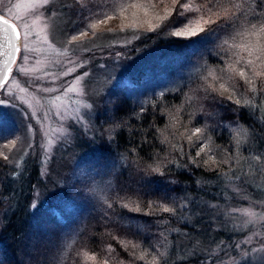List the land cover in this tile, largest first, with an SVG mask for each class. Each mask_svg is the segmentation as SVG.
<instances>
[{
  "label": "trees",
  "instance_id": "16d2710c",
  "mask_svg": "<svg viewBox=\"0 0 264 264\" xmlns=\"http://www.w3.org/2000/svg\"><path fill=\"white\" fill-rule=\"evenodd\" d=\"M130 1L160 4L60 0L59 7L67 10L70 22L86 24ZM232 2L249 13L239 25L225 20L202 24L205 29L194 36H174L193 18L217 21L222 12L219 0H180L191 8L172 4L170 15L128 45L134 59L147 57L148 70L140 66L107 86L92 134L76 127L73 152L104 174L102 197L92 198L87 181L74 172L56 174L55 158L51 172L42 174L35 157L20 166L6 154L7 160L0 157V264H145L135 259L132 245H138L137 255L143 247L155 248L171 256L170 264H209L212 244L241 235L229 224L235 215L230 210L264 205V161L252 159L264 154V96L229 68L233 60L226 55L251 12L261 9L253 0ZM177 57L207 66L221 60L241 104L228 101L230 94L221 96V89L214 91L220 88L218 79L208 72L144 100L135 95L138 86L170 69ZM255 83L264 87L260 78ZM194 127L210 140L189 141ZM197 144L205 148L200 156ZM225 153L235 157L229 164L220 163ZM210 155L216 163L205 165ZM233 174L242 181L229 182ZM165 206L175 213L163 212Z\"/></svg>",
  "mask_w": 264,
  "mask_h": 264
},
{
  "label": "rangeland",
  "instance_id": "374dc122",
  "mask_svg": "<svg viewBox=\"0 0 264 264\" xmlns=\"http://www.w3.org/2000/svg\"><path fill=\"white\" fill-rule=\"evenodd\" d=\"M59 1L49 0V4L36 10L21 9V20L11 15L8 17L19 26L22 41L17 42L21 52L17 53L6 88L0 90V99L6 101L0 104V151L16 166H20L27 157L37 158L42 174L51 172V163L55 158L56 174L74 172L87 181V192L102 197L107 186L104 174L92 170L85 159L73 152L76 149L73 148L76 127L92 134L99 111V98L107 86L128 78L129 73H136L140 66L147 65V57L141 54L134 59L128 53V45L152 28L149 23L155 25L169 13L172 2L160 0L156 6L144 1H130L123 6V14L120 9L107 10L106 15L97 20L79 24L69 21L67 10L59 7ZM13 2L27 3L30 0ZM134 3L143 7H128ZM7 7H10L8 0H0V8ZM192 20L194 27L197 21L203 19L199 16ZM24 24L29 27H23ZM93 24L95 28L91 27ZM80 33L85 35L79 41L68 44L71 35ZM237 37L236 44L240 43V37ZM239 51L232 47L226 57L241 68L245 64L235 55ZM241 55L247 56L243 52ZM223 65L219 59L207 66L177 57L170 69L159 70L157 75L151 76L148 84L138 86L134 92L144 100L150 94L177 89L194 75L212 71L219 86L224 84L221 90L236 97L238 94L228 83ZM144 70H148V65ZM68 88L75 91L69 92ZM9 140L16 143L4 147ZM233 210H237V215L235 213L229 224L241 235L212 244L211 259L215 258V264H235L239 261V264H264V251H260L264 249V205L247 204ZM237 244L241 246L239 249L235 248ZM252 248L258 251L253 253ZM145 249L151 248L143 247L139 252ZM245 251L248 256L243 257Z\"/></svg>",
  "mask_w": 264,
  "mask_h": 264
},
{
  "label": "snow or ice",
  "instance_id": "6c2138e0",
  "mask_svg": "<svg viewBox=\"0 0 264 264\" xmlns=\"http://www.w3.org/2000/svg\"><path fill=\"white\" fill-rule=\"evenodd\" d=\"M171 2L173 5H180V0H171ZM8 3L10 7H7L6 9L0 8V31H2L4 34V41L2 44H0V57L4 58L2 69L3 75L0 76V90L6 88V82L9 79V74L13 71L12 65L16 60L17 53L21 52V47L17 44L18 41H22L19 26L16 23H13L12 20L8 18L9 15L13 16L16 20H21L22 17L19 15V10H36L42 7L43 5L49 4V0H30V2L27 3H14L13 0H8ZM219 3L220 7L222 8V12L217 16V21H213L211 18H209L208 20L197 21L194 27L191 24L186 25L183 28H179L178 30H176L173 35L177 37L194 36L205 29L201 26L202 24L212 25L215 22L224 23L225 20L231 21V27H233L234 25H239L240 17H249L248 12L240 8L239 5L232 4L231 0H219ZM253 3L256 4V6L261 9V11L256 12L255 10H253L251 12L250 18H248L246 22L247 26L243 28L242 32L237 33V35L240 37V43H234L232 45L233 48H238L240 50L239 52L235 53V55L239 58L240 61L244 62L245 67L237 69L234 64H229V68L232 71L236 72L239 77L243 78L244 81L250 86L252 91H258L262 96H264V87H260L255 83L257 78H260L261 81L264 82V42H262L260 39L261 30L257 29L255 25L252 24V21H264V0H253ZM180 6H182L184 9L191 8V5L189 4H183ZM128 7L141 8L143 7V5L140 3H134L129 5ZM230 9H239V12L237 14L236 11H232ZM120 11L121 14H123L124 8L121 7ZM33 14L35 13L33 12ZM170 14L171 13H169V15ZM161 19H163V17H161ZM250 24H252L251 27H249ZM22 26L25 28L29 27L27 24H24ZM91 27L95 28L96 25L93 24L91 25ZM149 27H154V25L149 23ZM84 35L85 33H80V35H71L68 40V44H72L74 42L79 41ZM26 36L27 33H25V37ZM224 43L227 44L228 41L225 40ZM241 52L246 53L247 56H242ZM69 71H72V69H70ZM85 75H87V73H85ZM208 76L212 77L213 79H216L212 71L208 72ZM77 79L80 78L77 77ZM205 79H207V77H205ZM220 89H224V84H220V88L214 89V91H219ZM46 91H52V89H46ZM68 91L72 92L75 91V89L68 88ZM223 95L224 92H221V96ZM56 99L59 100L60 97L57 96ZM226 99L230 102L234 101V103L237 105L241 104V100L236 99L233 95H227ZM2 103H6V101L4 99H0V104ZM243 103L248 104L249 102L247 100H244ZM88 107L91 106L89 105ZM60 115L62 116L63 114ZM190 133L191 134L187 137L189 141H192L193 137H195L196 140L200 141L201 144H203L205 140H210V137H208L205 134L204 130H202L200 127L192 128L190 130ZM15 143V140H9L8 144L4 145V147H9L11 145H14ZM196 146L200 147L199 144H197ZM209 151H211V149H209ZM203 152H205V148L200 147V151L197 152L196 155L200 156ZM0 157H3V159L5 160L8 159V157L5 156L3 152H0ZM234 159V156H230L225 153L220 163L229 164L230 161ZM252 159L256 161H264V154L256 155ZM210 163H216L215 157L212 155L209 156L208 160L204 161L205 165H208ZM154 171L159 173L160 169L157 167L154 169ZM227 179L229 182L242 181V178L240 176H236L235 174H233V176L231 177H228ZM212 207H218V205H212ZM162 211L165 213H175L176 209L174 207L165 206L163 207ZM236 211L237 210H233V214H235ZM137 247L138 245H132L133 256L136 260L140 262H145V264H157L158 260L161 261V264H170V261L172 259L171 256H166L164 253H158L156 252L155 248L145 249L143 251H140L137 255L135 251ZM240 247L241 246L239 244L235 245V248L237 249H239ZM251 251L255 253L258 250L252 248ZM260 251H264V249H261ZM242 256H248V252H243ZM88 258L94 259L93 257ZM239 262H235V264H239ZM209 264H215L214 257L211 259V261H209Z\"/></svg>",
  "mask_w": 264,
  "mask_h": 264
},
{
  "label": "clouds",
  "instance_id": "9594fccd",
  "mask_svg": "<svg viewBox=\"0 0 264 264\" xmlns=\"http://www.w3.org/2000/svg\"><path fill=\"white\" fill-rule=\"evenodd\" d=\"M252 24H254L257 29L261 30L260 39L262 42H264V21H255V22H252ZM252 24H250L249 27H251Z\"/></svg>",
  "mask_w": 264,
  "mask_h": 264
},
{
  "label": "water",
  "instance_id": "95a60500",
  "mask_svg": "<svg viewBox=\"0 0 264 264\" xmlns=\"http://www.w3.org/2000/svg\"><path fill=\"white\" fill-rule=\"evenodd\" d=\"M3 41H4V34H3L2 31H0V44H2ZM3 59H4L3 57H0V76L3 75V71H2V69H3Z\"/></svg>",
  "mask_w": 264,
  "mask_h": 264
}]
</instances>
